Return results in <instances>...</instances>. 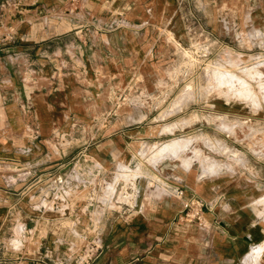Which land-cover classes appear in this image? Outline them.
Returning <instances> with one entry per match:
<instances>
[{
  "label": "crops",
  "instance_id": "obj_1",
  "mask_svg": "<svg viewBox=\"0 0 264 264\" xmlns=\"http://www.w3.org/2000/svg\"><path fill=\"white\" fill-rule=\"evenodd\" d=\"M255 56L264 0H0V264H76L91 234L97 264H264V143L233 126L264 101L212 70Z\"/></svg>",
  "mask_w": 264,
  "mask_h": 264
},
{
  "label": "rangeland",
  "instance_id": "obj_2",
  "mask_svg": "<svg viewBox=\"0 0 264 264\" xmlns=\"http://www.w3.org/2000/svg\"><path fill=\"white\" fill-rule=\"evenodd\" d=\"M255 47L257 48L256 44ZM241 62L243 63L241 64ZM214 64H217L218 66L219 63L215 62ZM208 67L209 64L207 65V68ZM212 70H214L213 73L215 72V74H217V76L215 77L216 79H225L228 81H232V87L228 88V90L232 92L233 98L244 97V99L253 101L257 103V105L261 100L264 101V56H255L254 58L249 57V60L244 59V61H240L238 59L236 60V63L232 66L231 71H223L220 70V68L218 67H215ZM213 91H216L215 93L219 95L221 93H224V88H213ZM186 123H191V120L186 121ZM233 126L245 130L247 139L252 140L253 142L260 141L261 143H264V126L256 127L251 122L244 121V119L233 120ZM168 130L173 131L174 126H170ZM192 142L193 138H189L185 141L176 138L166 142L161 147H158L157 144H154L151 148L145 147L142 150V154H147L149 156L151 153L158 154L160 152L178 153L186 149L187 144H190ZM233 151L234 155H236L233 157V159L240 161L243 158V154L237 151V149H233ZM205 157V159L209 158L207 155ZM117 179H125L126 181V185L121 189V193L119 194H124L125 196H127L128 199L132 197L134 193L133 190L129 188L131 186L130 176L126 172L122 171L120 172V176L117 175ZM107 182L108 181H106V183L104 184L101 194L104 193L108 195L114 193L115 185ZM58 194L66 195L68 194V192L64 190H59ZM250 257L251 256H248V259H250Z\"/></svg>",
  "mask_w": 264,
  "mask_h": 264
},
{
  "label": "built area",
  "instance_id": "obj_3",
  "mask_svg": "<svg viewBox=\"0 0 264 264\" xmlns=\"http://www.w3.org/2000/svg\"><path fill=\"white\" fill-rule=\"evenodd\" d=\"M99 174V171H96ZM74 179L68 174L61 184L67 181H73ZM155 184H151L154 187ZM167 191L173 195L184 198V209L180 218L196 222L198 225L205 224L204 213L208 207V202L199 196L195 192H191L186 196V188L183 186L166 185ZM103 248L102 241L97 234H91L85 246L83 247L80 255L78 256V262L76 264H97V260L101 255ZM45 264V263H42Z\"/></svg>",
  "mask_w": 264,
  "mask_h": 264
}]
</instances>
